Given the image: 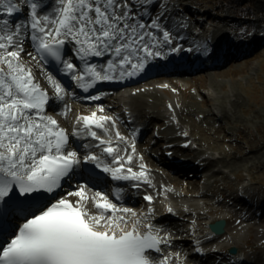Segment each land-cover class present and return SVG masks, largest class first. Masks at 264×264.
<instances>
[{
	"label": "snow or ice",
	"instance_id": "obj_1",
	"mask_svg": "<svg viewBox=\"0 0 264 264\" xmlns=\"http://www.w3.org/2000/svg\"><path fill=\"white\" fill-rule=\"evenodd\" d=\"M151 7L157 8L155 14L149 11ZM0 9L7 17L27 13V19L15 24L0 18V220L20 209L31 213L11 238L0 244V264H172L170 256L154 255L163 254L161 244L168 238L154 235L151 224L140 234V220L126 230L129 221L125 217L136 213L113 202L103 190L89 195L85 183L54 203L40 199V194L61 188V182L74 175L81 160L66 130L46 112L48 92L22 62L28 39L41 61L46 63L51 57L62 62L65 72L84 91L97 82L135 76L144 71L150 58L164 56L156 32L162 34L165 44L172 43V32L165 29L162 19L166 18L164 0H58L54 14H41L42 5L36 0H0ZM149 16L151 22L147 23L143 18ZM66 43L77 46L82 69L62 57ZM93 57H108L106 65L89 63ZM46 78L63 100L66 86L53 75ZM99 111L102 113L103 107ZM77 124H82V130H74L73 137L98 141L96 147L112 158L115 167L91 153L85 160L101 167L113 180L150 183L143 163L139 171L132 167L134 144L131 153L121 148L125 137L118 130L116 145L110 135L102 138L100 133L107 135L110 126H115L112 117L93 112L80 116ZM27 197L32 199H20ZM144 199L151 203L153 198L146 195Z\"/></svg>",
	"mask_w": 264,
	"mask_h": 264
},
{
	"label": "rangeland",
	"instance_id": "obj_2",
	"mask_svg": "<svg viewBox=\"0 0 264 264\" xmlns=\"http://www.w3.org/2000/svg\"><path fill=\"white\" fill-rule=\"evenodd\" d=\"M55 1L51 0L50 5L54 9L57 7H54ZM181 3L184 5L191 3L195 9V5L201 3V0H182ZM203 6L206 9H221L222 14L225 10L230 11L231 15H235V12L238 11V14L243 17L240 21H244V23L231 22L230 31L236 38L241 36L245 38L237 53L246 58L233 60L232 63L213 72L214 76L211 72L187 78L194 82L193 87L186 91L184 98L186 114L191 117L188 119L187 125L195 123L205 129L206 135H208L206 139L210 140L212 146L211 150L215 151L216 156L221 155L222 157L220 161L224 166L222 164L215 166V170L222 168L228 177L218 185L220 188L216 196L218 199L223 194L235 195L237 189L242 187L239 184L243 177L246 181L252 178L256 182L252 188L254 193L251 194L254 204L257 205L252 210L253 222L256 223L254 231L251 233L252 238L246 239L245 246L249 247L247 254L250 256V264H255V262L264 264V235H262L264 228H261L264 227V213L259 217V211L262 209L259 200L264 201V38L255 42L256 44L248 43L246 38L248 29L260 26L258 20L264 19V0H206ZM254 17L257 19L252 21ZM247 18H249L248 21ZM228 23L229 19L227 23L221 24V27L228 29ZM251 44H254L255 49L248 51ZM196 87H199V91ZM203 90L207 94L214 91L220 98L218 101L220 114L213 117L209 115L211 110L213 113L216 106L213 103L209 105L206 102V97L202 99L199 94H202ZM161 97L165 103L169 95L161 93ZM149 100L153 99L149 98ZM74 104L72 105L74 106ZM140 106L142 110L146 111L145 105H138V107ZM162 109H165V106H162ZM148 110L151 108L148 107ZM74 115H77L76 111ZM217 119L218 121H214ZM217 128H219V132L213 135ZM221 147V150L216 149ZM189 180L196 182L194 178ZM214 188L215 185L210 187V190L214 191ZM235 209L238 210L236 207ZM221 211L226 210L221 209ZM235 216H238L237 212H235ZM259 232L261 234L258 236ZM255 247L258 249L257 251Z\"/></svg>",
	"mask_w": 264,
	"mask_h": 264
},
{
	"label": "bare ground",
	"instance_id": "obj_3",
	"mask_svg": "<svg viewBox=\"0 0 264 264\" xmlns=\"http://www.w3.org/2000/svg\"><path fill=\"white\" fill-rule=\"evenodd\" d=\"M56 6H58V0L57 3L55 4ZM166 11H165V17L168 20L167 23L164 22L165 18H163V24L164 27L166 28V30H169L172 32L173 36H177L179 37L181 34V31L177 30V28L175 27V23L177 22L176 18L178 16L177 10L176 8V4L174 2H169L166 3ZM55 7V6H54ZM153 13L155 14L157 12V8L153 7L152 8ZM48 13H52L54 14V10L49 11ZM210 12L208 11H204L200 14H197L196 17H206L207 20L205 21V23L207 24H211L213 22V20L210 19ZM218 22H223V19H218ZM184 24V23H182ZM201 28H204V25H200ZM264 30L263 29H259L258 32L256 34V38L260 39V38H264ZM185 33L187 34V38L184 40L185 44H190V45H198L201 46L199 48L200 53H204L206 51H212V53L210 54L209 57L211 58H215L217 57L216 54V49L217 48H221L222 45H224L226 43V35L224 34L223 31H221L218 28L215 29H208L207 33H204L203 35H195L190 31H185ZM259 33H262L259 35ZM256 39V40H257ZM226 47V46H225ZM224 57L227 56V54L223 55ZM152 59H150L149 61H151ZM26 65V64H25ZM27 66V65H26ZM28 67V66H27ZM217 69H215L214 71H216ZM213 71V72H214ZM205 73H210V71H206ZM160 75H169L168 73H161ZM213 76L215 75L214 73L212 74ZM128 79L134 77H128L126 76ZM163 79H168L170 82L176 84V81L174 80V78L168 76L165 78H158L156 80L153 81H146L142 86H138L135 88H125L123 90H121L118 94L113 93L110 95H106L105 97L101 98V99H92L91 97L94 96H100V93H91V92H86V96L83 98V100H81V102L85 105L88 106L89 109H95L97 112V115H107V116H113L115 115L117 117V111L118 109L124 107L123 102L125 103H129L130 106L128 108H126L124 110V112L128 111V114L131 116V118H133L134 124L135 126H139L140 125V118H146L149 117L148 120L145 122L144 124V129L142 130V139L140 140V146L141 148L144 147H152V148H158L157 149V154L159 155L160 158L158 159H153V160H147V162H149L150 164H152L153 166H155L157 169L160 170V172H152L150 174L151 178L155 181H157V185L156 186H151V185H147L146 188L149 190H152V193H154L155 195V200L152 203V206L150 207V209L148 210V212H146V218L148 220H145L146 223H149L151 221V217L152 216H157L158 220L161 219L163 216L162 215H156V213H158L159 211H162L163 214H167V215H174L175 214V210L171 209V212L169 211V209H165V206L163 204V198L160 195V189L162 187H164V183H167L171 186H176V187H180L181 186V181H180V175L176 176V172L168 167H165L162 165L161 163V159L164 158V156L167 154L168 151L170 150H174L176 149L178 146H175L174 148L170 149L167 147H163V144H167L169 145L170 143H177L179 140L183 139V136L180 134V132L184 129V127H176L171 121L172 118H170V116H168V113L170 110H174L177 114H178V118L179 121L182 124H187L188 119H190L191 117L186 114V112L183 110V107L186 103L184 101H182V99L180 98L179 95H175V89L170 85L169 82H162L158 85V87L156 88H152L149 87L146 89H144V87H146V85H154L156 82H159ZM97 87L100 86H104L105 81L103 82H97ZM192 82L189 81H184L182 84H178V87L182 90H184V94L185 91L191 86ZM67 89V87H66ZM160 92H164L169 94L170 98L168 100V105L169 107H167V104L164 103L163 98L161 97ZM149 98H152L153 100L150 101ZM208 98L211 99V102L216 106V108H220L219 105V99H216V95L215 92H209ZM76 99V97L74 98ZM89 99V100H88ZM89 101L88 103H85L84 101ZM145 105V110H142L141 106L138 107V105ZM65 105H67L66 102H64V104L60 107H65ZM170 105L172 106V109L170 108ZM162 106H165L164 110H161ZM100 107H103L104 111L101 113L99 111ZM148 107L151 108V110H148ZM170 109V110H169ZM66 110V115L64 117H62V121L67 124L70 125V122L72 120H77L80 116H87L86 114H88L89 116L92 114V110L90 111V113H85V114H78V115H74V114H70L71 110L69 109V106H66L65 108ZM152 113L156 114V119H151L150 116ZM78 116V117H77ZM161 127V128H159ZM81 128V127H80ZM157 129V130H161L162 132V138L161 140H156L149 132V129ZM111 129V126H110ZM189 129L191 130V139L193 140L194 143L197 144L198 147L200 148H206L205 152L209 153L210 156L208 155V157L206 158V160L203 161H209V166L210 165H215L217 163H219L220 161L217 160L218 157L214 156V153H211L210 150L212 148L211 144H210V140L206 139L208 138V135H206V130L202 129L201 127H199L197 124L192 123L189 126ZM114 130V129H113ZM170 130L171 132L176 133L173 137H168V135L166 134V132ZM98 133H100V130H97ZM219 132V128H217L214 132L213 135H216ZM102 135V138H108L109 133L107 135H104L102 133H100ZM112 139L115 138V133L114 136L111 137ZM81 146L83 147V145H89V147L87 148H80L78 149L79 154L82 156H85L86 154H95L97 156L100 157L101 161L103 164H106V162L111 163L112 162V158L107 156L106 154L103 153L102 148L101 147H96V145L99 143L96 140L91 139L90 137L87 136H82L81 137ZM121 148H126L125 145H120ZM191 146L187 147L186 151L190 152ZM130 151V148H127ZM221 150V148H216ZM151 151V148L148 149V156L150 157L149 153ZM206 153V156H207ZM123 154V153H121ZM221 154V153H219ZM88 163H93V162H89ZM207 167H202L200 170L201 171H205L207 170ZM218 174H221L220 172ZM185 189L188 190L189 193L191 194H195L200 192L199 195H191L189 193H186V197H180V198H176L177 195L173 194V196H171V193L169 191H166L169 195H170V201H172L175 205V207L177 208L178 212L181 213H186L187 215L191 216L193 219H197L200 218V224L198 226L199 231H204L206 230V225L207 223L214 221V217L212 216L213 211L217 210L218 206L221 205L223 203L222 200H216V199H210L208 197V194L206 191H204L202 189V187H199L198 184H189L188 188H184V190H180L181 193L185 192ZM195 189V190H194ZM198 191V192H197ZM224 198H230L229 196L224 197ZM202 200V201H200ZM231 201L234 202V204L237 205H241V201L239 199V197H232ZM243 203V200H242ZM148 204V203H147ZM159 205L162 206L163 209H159ZM244 206L245 203H243ZM214 207V210H208V207ZM251 208V207H250ZM192 211V212H191ZM153 213V214H150ZM197 213L198 215L194 214ZM220 219L224 218L229 220V218L227 217L226 214H221L219 216ZM207 221H204L206 220ZM237 230V232H235ZM242 230H245L244 232ZM247 228L244 227L241 230H238V228L236 227H229L228 226V230L226 232V234L223 236L224 238L220 241V242H215V243H211V244H206L204 245V247L207 249L209 248L210 245H214L217 244L218 248H222V249H226L228 247H233V246H237L239 248H242L241 243L242 240L244 238V235L246 233ZM153 232H158V229L156 227H153ZM244 233V234H243ZM261 234V232L258 233V236ZM235 257H246V253L243 251V249L241 250V254L237 255ZM233 256L230 258L232 259ZM189 260L192 261V263H194V259L188 257ZM246 259V258H245ZM175 264H181L183 262L186 261V258L183 254H181L179 256V258L175 257ZM257 263V262H255ZM203 264H208V263H203Z\"/></svg>",
	"mask_w": 264,
	"mask_h": 264
}]
</instances>
